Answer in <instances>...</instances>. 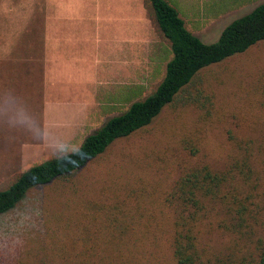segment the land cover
Here are the masks:
<instances>
[{"label":"trees","instance_id":"1","mask_svg":"<svg viewBox=\"0 0 264 264\" xmlns=\"http://www.w3.org/2000/svg\"><path fill=\"white\" fill-rule=\"evenodd\" d=\"M144 4L171 47L162 81L86 135L77 148L85 150L83 158L74 157L77 149L49 158L0 187V215L36 188L56 187L67 203L23 237L6 264H264V144L253 149V141L229 131L240 152L217 166L201 160L202 147L185 134L156 160L131 159L118 175L107 172L104 184L76 177L167 106H194L211 118L200 72L264 41V3L225 25L213 43L189 31L166 0ZM251 89V100L264 110V71ZM69 157L73 163H61ZM212 231L226 235L227 244L211 248L205 238Z\"/></svg>","mask_w":264,"mask_h":264},{"label":"rangeland","instance_id":"2","mask_svg":"<svg viewBox=\"0 0 264 264\" xmlns=\"http://www.w3.org/2000/svg\"><path fill=\"white\" fill-rule=\"evenodd\" d=\"M23 1L0 0V43L6 42L7 36L9 40L14 32L12 20L5 14L22 6ZM31 1L28 0L30 5L33 2L35 12L42 9L43 0ZM166 1L177 9L186 28L204 43L216 42L225 25L264 3V0ZM49 7L55 13L57 37H62L61 50L68 61H64L61 68L63 76L52 74L49 69L42 74L47 78L51 76L52 83L66 79L67 89L58 91L59 88H55L54 91L43 81L41 93L34 95L37 88L31 89L23 79L13 83L0 78V187L32 165L76 150L86 135L111 117L122 114L133 102L150 96L162 81L166 64L172 58L170 43L159 30L144 0H51ZM59 13L67 16H59ZM98 22L105 30V43L116 38L134 41V44L130 43V50L127 45L123 49L121 45L118 54L115 49L111 50L119 59L114 66L107 68V71L113 69L117 73L110 79L101 72L102 62L107 60V55L101 57L104 47L98 49L97 43L88 42L93 34L92 28ZM94 54L100 56L98 64ZM42 55L45 56V52ZM94 69L97 71L92 74ZM133 69L135 73H131ZM1 70L6 68L0 66V73ZM263 71L264 41L203 69L200 75L204 92L209 94L213 103L211 118L205 117L203 110L194 106H167L147 128L129 139L116 142L109 154L82 170V177L76 176L77 179L104 184L103 179L109 181L107 172L118 175L123 171L121 166L127 165L131 159L151 157L156 160L157 155H163L167 145L185 134L191 135L202 147L199 158L217 166H222L235 152H240L229 140V131L237 139L253 141L248 146L259 149L264 144V110L251 100L254 99L251 87ZM97 75L101 77V82L97 83L100 89L93 94L97 101H102L103 109L71 131L49 127L43 103L72 99L81 91V81L88 76L95 79ZM101 89H106L107 96H102ZM53 92L60 98H52ZM50 117L55 123L70 122L78 114L55 110ZM66 204L58 188H36L12 210L0 215V264H6L12 248L23 237L34 234L46 216L52 217ZM205 240L214 249H220L228 242L227 236L219 231H212ZM163 264L173 263L166 261Z\"/></svg>","mask_w":264,"mask_h":264},{"label":"crops","instance_id":"3","mask_svg":"<svg viewBox=\"0 0 264 264\" xmlns=\"http://www.w3.org/2000/svg\"><path fill=\"white\" fill-rule=\"evenodd\" d=\"M29 3L28 0H24L22 6H17L15 10H11L5 14L8 19L12 20L11 23L13 24L11 27L14 28V32L9 40H7V36L6 42L0 43V66L6 68V70H1L0 78L4 81L7 80L13 83L23 79L30 84L31 89L37 88L35 92L32 90L34 95L35 93H41L40 86L43 81L49 84L54 91L55 88H59L58 91H64L67 89V86L65 87V84H67L65 81L66 79L61 78L65 82H62V80L61 82L52 83L53 81L49 80L51 76L47 78L45 74H42V72H46V70L48 71L49 69V72L52 74L55 73L63 76L64 73L61 68L64 61H68L66 55L61 50V30H59L60 39L57 37L58 33H56L55 29V22L57 19L53 17L55 13L49 7L51 0H43L42 9L38 12H35L33 9V2L31 5ZM58 15L67 16L64 13H59ZM103 30L104 29H101L100 23L98 22L97 26L92 28L93 34L88 42L97 43L99 46L98 49L101 47L106 48V50L102 48L103 55H101V57L104 58L107 55V60L102 62L104 66L101 72L106 73V79H110L111 77H115L114 75L117 73L113 71V69L112 71H110V69L107 71V68L111 65L114 66L115 61L119 59L118 56L112 55L113 52H111V50L113 51L115 49V54H118L121 45L122 49L123 46L126 48L125 45H127L128 50H130V43L134 44V41L116 38L112 42L105 43L103 39L106 40V38H104ZM41 51L42 54L45 52V56L41 54ZM99 57L98 54H94L96 64L99 63ZM70 65L73 67V63ZM96 71L97 69H94L92 74ZM131 73H135V69H133ZM56 77L58 76H55V78ZM89 79L88 76L85 81H81V91L76 93L75 97L72 99L68 97L67 99L61 98L63 100L62 102L48 101L43 103V110L45 115L48 116L47 120L49 122V127L52 125V129L58 128L63 131H71L72 129H76L78 124L86 122L89 116H95L98 114V111L103 109L101 106L102 101H97L93 94L100 89L97 83L101 82V77L99 78V75H97L95 79L94 77H91L92 80ZM8 82L5 83L8 84ZM74 88L78 89L77 87ZM101 91L103 92L102 96H107L106 89H101ZM58 95L59 94L55 93L52 98H60ZM55 110L72 111L78 114V117L70 122L64 121L55 123L50 117Z\"/></svg>","mask_w":264,"mask_h":264},{"label":"clouds","instance_id":"4","mask_svg":"<svg viewBox=\"0 0 264 264\" xmlns=\"http://www.w3.org/2000/svg\"><path fill=\"white\" fill-rule=\"evenodd\" d=\"M82 154L86 155V152H85V150L83 149L82 146L73 153L74 157L77 158V161H78V159L83 158ZM61 163H65V164L73 163V158L69 157V158H67L65 160H62Z\"/></svg>","mask_w":264,"mask_h":264}]
</instances>
